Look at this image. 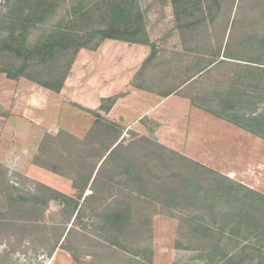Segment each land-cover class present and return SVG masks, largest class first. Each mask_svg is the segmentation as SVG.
Instances as JSON below:
<instances>
[{"label": "rangeland", "instance_id": "obj_1", "mask_svg": "<svg viewBox=\"0 0 264 264\" xmlns=\"http://www.w3.org/2000/svg\"><path fill=\"white\" fill-rule=\"evenodd\" d=\"M213 2L215 5L212 10L207 9L204 25L190 27L188 23L201 18L200 13L192 15L194 8L200 10L197 0H138L148 38L158 55L151 64L140 69L135 82L138 87L159 96L175 89L201 64L217 60L219 56L216 55L221 46L223 54L225 44L232 36L235 43L231 45L234 50L231 54L235 58H260L262 51H258L257 45L238 50L236 45L243 36L255 30L264 31V0H203L204 8L213 5ZM186 5L191 10L184 7ZM16 6L17 0L11 3L0 0V40L5 35L4 22L17 15ZM39 35V32L36 33L34 39ZM1 61L6 63L5 59ZM241 64L235 60L234 63L221 67L213 74L212 82L219 79L232 87L238 78L245 77L244 74L250 71ZM251 71L256 79L261 74L259 70ZM79 73L80 69L74 85L79 84ZM2 77L6 78L5 74L0 73V78ZM17 82L29 81L21 79ZM208 82L212 83L210 80ZM243 86L250 91L262 89L257 80L256 83L246 82ZM198 89L199 84L189 85L175 93L180 100L188 101L191 106L181 108L185 110L186 125L182 129L186 131L177 130L176 126L180 122L178 116H167L164 124L154 119H145L134 125L135 122L128 123L118 117H104L102 111L85 110L81 101H75L71 94L54 92H51L52 106L50 104L48 110L45 109L44 123L39 114L36 119L38 125L27 121L29 128H24L22 135L15 132L11 135V127L8 125L4 139L0 140V152L3 155L7 152L21 155L22 150L18 148L26 146L27 149L25 155L19 157L18 163L16 161L14 165H4L0 160V225H5L0 226V264H51L47 253L51 243L47 245L43 240L49 238L55 242L66 227L67 230L71 227L74 229L71 238L64 244L70 250L68 258L74 264H213L207 257L214 252L212 245L216 244L225 252L236 248L238 251L235 250V254L242 258V261L239 260L241 264L264 262V245L261 246L264 244V237L255 235L246 238L242 231L236 234L239 229L246 228L244 223L239 228L237 222H231L226 235H210V240H205V234L202 233L189 237L188 224L182 218L191 214L197 224H215L220 229L223 226V219L219 214L221 204L217 205L209 200L203 206L192 207V204L170 196L176 193L178 180L181 179L169 180L167 177L172 175L171 172L179 170L180 160L145 142L129 145L132 144L134 134L153 139L160 145L219 172L224 178L264 192L263 162L258 164L259 168H255L261 171L259 178H254V175L228 173L232 162L225 158L231 153L230 148L234 142L247 145V149L241 153L249 159L254 160L257 154L260 158V153L264 155V150H261L264 148V139L192 106L189 98L197 97V106L208 108V103L199 100L201 96L197 94ZM177 106L170 104L171 108ZM258 108V113H262L264 104L258 105ZM97 113L106 122L123 129L125 148L108 161L109 166L96 178L95 184L91 181L83 192V184L90 175V164L93 166L98 155L103 153L102 146L109 143L106 138L103 144L82 145L94 129ZM141 113L143 112L139 111L134 114ZM1 122L4 123L5 120H0V127ZM16 125L20 127V124ZM180 130L184 132L179 134ZM89 151H92L91 154ZM2 154L0 153V159L3 158ZM135 164H138L137 172L142 171L145 176L141 186L134 183L137 178L128 174L125 169ZM52 168H57L59 172L54 173ZM98 168L99 165L97 170ZM235 168L241 171V165H235ZM182 173L188 175V169H183ZM197 180L201 183L202 177ZM202 183L207 189L211 186L206 181ZM43 186L79 203L82 209L78 218L72 216L73 203L64 205L58 201H50L44 208V219L35 223L38 211L31 198L40 197L41 203L47 202L49 195L41 190ZM19 198H24L26 202ZM225 205V210L232 207ZM123 210L129 213L126 226L118 229L107 224L112 212ZM40 215L42 216L41 212ZM257 224H252V227L256 228ZM179 244L184 247H179Z\"/></svg>", "mask_w": 264, "mask_h": 264}, {"label": "trees", "instance_id": "obj_2", "mask_svg": "<svg viewBox=\"0 0 264 264\" xmlns=\"http://www.w3.org/2000/svg\"><path fill=\"white\" fill-rule=\"evenodd\" d=\"M7 1L11 3L15 0ZM184 1L188 2L190 0ZM197 1L200 10L194 8L192 15L196 16L200 13L201 18L199 21L188 23L190 27L203 26L206 22L207 9L211 11L212 6L215 5V2H213V5L204 8L203 0ZM16 7L17 15L4 22L5 35L0 40V57L6 61L4 64L0 59V73L5 74L8 80L19 81L25 79L51 92L61 93L72 72L78 54L83 49L97 50L108 40L149 46L151 55L142 69L151 64L158 56L154 45L148 38L146 26L144 25V15L139 7L138 0H17ZM184 7L191 10L187 5ZM38 32L40 35L37 39H34V35ZM233 43L235 42H233L232 36L225 44L223 54V46H221L220 52L216 55L220 58L218 57L217 60L207 64H201L192 75L188 76L175 89L160 95L166 98L189 85L199 84L200 89L197 91V94L201 96L199 100L208 103V108L197 106V97L196 99L189 98L192 106L264 139V111L258 113V105L264 104V60H262L264 56V31L255 30L243 36L242 40L236 45L237 50L252 47L254 44L257 45L258 51H262L260 58L243 60L235 58L231 54V51H234L231 46ZM235 60L242 63L241 65L247 66L250 70L246 73L247 75L244 74L245 77L238 78L232 87L227 86L223 80L217 79L212 82V76L215 72L223 66L234 63ZM251 70H259L261 74L257 79L252 75ZM205 78L207 82H205ZM207 78H210L209 80L212 83H209ZM256 80L263 89H261V93V90L250 91L244 88V83H256ZM116 100L117 98L103 100L100 111L109 113ZM96 117L97 121L94 129L82 145L103 144L106 142V138L109 139V143L102 146L103 153L101 152V155H98L99 158L93 163V166L90 164V175L83 184V192L88 188L91 181H93L92 184H95L96 178L109 166L108 161L113 159L119 150L125 148L123 129L118 128L113 123L106 122L99 113L96 114ZM131 142L133 144H129L131 146L144 142L155 145L166 151L168 155L180 160H178V164L181 166L179 170L171 172L172 175L167 177L170 178L169 180L181 179V181L178 180L179 187L175 191L176 193L170 196H174L184 203H190L192 207H194L193 205L203 206L209 200H213L217 205L221 204L219 214L223 219V226L220 229L214 226L215 224H197L194 218L190 216L191 214H186L182 218L188 224L190 231L187 235L189 237L193 238L195 233L205 234V240H210L208 238L210 235L221 237L226 235L231 222L232 224L237 222L239 228L242 227L240 226L242 223L246 226L245 229H239L236 232L237 235L242 231L246 238L255 235L264 237V224L262 223L264 221V195L238 182L224 178L219 172L168 149L153 139L141 138L134 134ZM91 152L89 151L90 154ZM80 166H82V162H80ZM137 166L138 164H135L125 169L128 170V174L131 173L137 178L134 183L141 186L144 184L145 178L143 177L145 176H143L142 171L137 172ZM185 168L188 169V175L181 174V171ZM52 171L54 173L59 172L57 168H52ZM206 175L213 178H207ZM199 176L202 177L201 183L197 180L200 179L197 178ZM204 181L210 183L211 186L208 189L204 187L202 183ZM41 190L49 195V198L47 202L44 201L43 203H41L40 197L31 198V202L34 203L38 211V218L35 223L44 219V213H46L44 208L48 206L50 201H58L64 205L68 202L73 203L74 214L72 216H76L75 219L78 218L82 208L79 203L74 202L73 198L55 192L50 187L43 186ZM11 200L14 201L13 198ZM19 200L26 202L24 198H19ZM224 203L232 205L231 209L225 210L227 205ZM24 212L28 213L26 210ZM106 222L111 224L113 228L122 229L129 222V213L124 210L112 212ZM254 223H258L256 228L252 227ZM73 232L72 227L69 230L66 227L55 242L54 239H51V241L49 238L44 239L43 242L47 245L51 243L48 247V256L52 257L58 249L69 252L70 250L65 248L64 244H67ZM263 245L261 244V246ZM178 246L184 247L183 244ZM212 246L214 252L209 254L207 258L212 260L213 264H241L239 260L242 261V258L237 257V254H235L238 251L236 248L225 252L219 244ZM261 264H264V262Z\"/></svg>", "mask_w": 264, "mask_h": 264}, {"label": "crops", "instance_id": "obj_3", "mask_svg": "<svg viewBox=\"0 0 264 264\" xmlns=\"http://www.w3.org/2000/svg\"><path fill=\"white\" fill-rule=\"evenodd\" d=\"M150 55L151 48L149 46L114 40L105 41L94 51L83 49L76 58L72 74L67 79L65 87L60 94H71L75 101H79V103L81 101L83 109L89 111H100L103 100L117 98L114 107L109 113H104V117H118L128 123L135 122L134 125H136L145 119H154L164 124L167 116H178L180 122L176 126L177 130L186 131L182 129L186 124L185 110L183 111L181 108L191 107L188 101L180 100L175 94L164 98L150 93L135 84L140 69L142 70ZM78 69H80L79 84L74 85L73 82L78 77ZM51 97V91L34 83L0 78V120H5L4 123L1 122L0 140L4 139L8 125L11 127V135L14 132L22 135L24 128H29V125H27L29 122L27 121L36 126L38 125L36 119L39 114H41V120L44 123L45 109L50 107ZM170 104L179 106L171 108ZM139 111L143 113L140 115L134 114ZM16 124H20V127ZM181 130L180 132L178 131L179 134L184 132ZM18 149L22 150L21 155L8 153L7 150V154L3 155L1 151V157H3L0 159L1 162H4L3 164L7 166L14 165L16 161L18 163V158L25 155L24 152L27 148L26 146H21ZM244 149H247L245 143H232L231 153H228L225 157L226 161L232 162L227 172L230 174L254 175V178H259L261 171L256 169L259 168V163H264V155L260 153V158H258L259 155L257 154L254 157V161L245 156L244 153H241ZM261 150H264V148L262 147ZM238 164L241 165L240 172L235 168V165ZM247 177L253 178L252 176H244V178ZM255 191L264 195V192L257 191V189ZM68 257H70L69 252L58 249L50 257V263L74 264L72 259L70 260Z\"/></svg>", "mask_w": 264, "mask_h": 264}]
</instances>
